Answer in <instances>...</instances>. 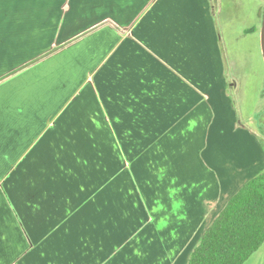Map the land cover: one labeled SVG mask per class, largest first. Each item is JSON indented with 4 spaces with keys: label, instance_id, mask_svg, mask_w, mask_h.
Wrapping results in <instances>:
<instances>
[{
    "label": "crops",
    "instance_id": "crops-1",
    "mask_svg": "<svg viewBox=\"0 0 264 264\" xmlns=\"http://www.w3.org/2000/svg\"><path fill=\"white\" fill-rule=\"evenodd\" d=\"M214 1L0 0V264H170L264 169Z\"/></svg>",
    "mask_w": 264,
    "mask_h": 264
},
{
    "label": "rangeland",
    "instance_id": "rangeland-1",
    "mask_svg": "<svg viewBox=\"0 0 264 264\" xmlns=\"http://www.w3.org/2000/svg\"><path fill=\"white\" fill-rule=\"evenodd\" d=\"M65 2L66 10L72 5L75 6V11L78 5L85 8L81 13V31L77 29L73 32V37H80L89 30L86 25L89 21L86 8L88 0H65ZM214 3L217 7L220 35L223 38L228 61L229 90L240 118L256 130L264 148V129H261L254 120V116L264 120V59L260 43L262 23L260 6L264 5V0H215ZM252 28H255V31H250ZM71 41L72 39L69 41L66 39L64 43L68 44ZM56 48L55 44L52 49ZM215 215L216 212L203 222L199 231L192 237L187 250L176 253L170 264H187L192 248ZM244 264H264V243Z\"/></svg>",
    "mask_w": 264,
    "mask_h": 264
},
{
    "label": "trees",
    "instance_id": "trees-1",
    "mask_svg": "<svg viewBox=\"0 0 264 264\" xmlns=\"http://www.w3.org/2000/svg\"><path fill=\"white\" fill-rule=\"evenodd\" d=\"M261 17L263 5L260 6ZM264 243V169L232 194L193 247L187 264H244Z\"/></svg>",
    "mask_w": 264,
    "mask_h": 264
},
{
    "label": "water",
    "instance_id": "water-1",
    "mask_svg": "<svg viewBox=\"0 0 264 264\" xmlns=\"http://www.w3.org/2000/svg\"><path fill=\"white\" fill-rule=\"evenodd\" d=\"M250 31H255V28H252ZM260 43H261L262 55L264 59V5H263L262 23L260 29Z\"/></svg>",
    "mask_w": 264,
    "mask_h": 264
},
{
    "label": "flooded vegetation",
    "instance_id": "flooded-vegetation-1",
    "mask_svg": "<svg viewBox=\"0 0 264 264\" xmlns=\"http://www.w3.org/2000/svg\"><path fill=\"white\" fill-rule=\"evenodd\" d=\"M257 123H258V126L263 128L264 129V120L263 119H258L257 118Z\"/></svg>",
    "mask_w": 264,
    "mask_h": 264
}]
</instances>
